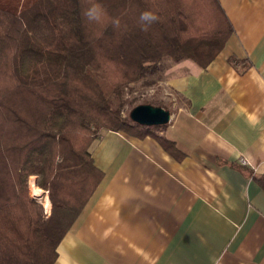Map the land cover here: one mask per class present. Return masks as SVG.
Returning a JSON list of instances; mask_svg holds the SVG:
<instances>
[{
    "label": "trees",
    "instance_id": "obj_1",
    "mask_svg": "<svg viewBox=\"0 0 264 264\" xmlns=\"http://www.w3.org/2000/svg\"><path fill=\"white\" fill-rule=\"evenodd\" d=\"M93 4L100 22L83 16ZM145 11L158 17L147 31ZM231 32L219 0H0V264L54 263L103 177L93 139L162 126L132 121L136 98L126 90L156 84L168 59L206 67ZM31 175L47 191L48 213L30 195Z\"/></svg>",
    "mask_w": 264,
    "mask_h": 264
},
{
    "label": "crops",
    "instance_id": "obj_2",
    "mask_svg": "<svg viewBox=\"0 0 264 264\" xmlns=\"http://www.w3.org/2000/svg\"><path fill=\"white\" fill-rule=\"evenodd\" d=\"M219 2L232 32L213 60L165 61L170 121L91 142L103 177L53 264H264V0Z\"/></svg>",
    "mask_w": 264,
    "mask_h": 264
},
{
    "label": "rangeland",
    "instance_id": "obj_3",
    "mask_svg": "<svg viewBox=\"0 0 264 264\" xmlns=\"http://www.w3.org/2000/svg\"><path fill=\"white\" fill-rule=\"evenodd\" d=\"M7 1L10 2V4H11L15 0H7ZM125 96H127L129 98L135 97L136 98V101H135L136 104L141 103L142 100L150 101L152 103L161 104V105L165 106L167 109H169L170 112L176 108L177 101H178L177 94L167 93V91L164 89L163 84L161 83L160 80H158V82H156V84L149 86V87H143V86H140L139 84H136L135 86L126 90ZM126 108H128V104H125V106L123 107V110H125ZM158 126H160V125H158ZM28 185H29L30 195L32 197L36 198L37 201L41 202L44 205V209H46V208L49 209V206L48 207L45 206L42 196H40V197L36 196L35 195L36 191L33 190V185H36L37 187H39L37 185V176L36 175L29 176ZM40 189H42V188H40ZM43 194H45V196H46V192H42V195Z\"/></svg>",
    "mask_w": 264,
    "mask_h": 264
},
{
    "label": "water",
    "instance_id": "obj_4",
    "mask_svg": "<svg viewBox=\"0 0 264 264\" xmlns=\"http://www.w3.org/2000/svg\"><path fill=\"white\" fill-rule=\"evenodd\" d=\"M129 117L138 124L156 126L168 123L171 119V112L159 105L139 103L131 108Z\"/></svg>",
    "mask_w": 264,
    "mask_h": 264
},
{
    "label": "clouds",
    "instance_id": "obj_5",
    "mask_svg": "<svg viewBox=\"0 0 264 264\" xmlns=\"http://www.w3.org/2000/svg\"><path fill=\"white\" fill-rule=\"evenodd\" d=\"M104 15L103 9L101 5L99 4H93L90 7H88L83 12V16L89 21V22H100L102 19V16ZM158 20V17L149 11L142 12L140 15V21L144 25L143 30L147 31L148 26L151 23H154ZM119 20L114 21V25L116 27H119ZM217 264H219V261H217Z\"/></svg>",
    "mask_w": 264,
    "mask_h": 264
},
{
    "label": "bare ground",
    "instance_id": "obj_6",
    "mask_svg": "<svg viewBox=\"0 0 264 264\" xmlns=\"http://www.w3.org/2000/svg\"><path fill=\"white\" fill-rule=\"evenodd\" d=\"M31 183V182H30ZM33 190L34 191H36L35 192V195L36 196H42V198H43V200H44V204H45V206H49V201H48V199H47V197L45 196V194H43L42 195V192H45V191H43L42 189H40L39 187H37L36 185H33ZM40 192V193H39Z\"/></svg>",
    "mask_w": 264,
    "mask_h": 264
},
{
    "label": "built area",
    "instance_id": "obj_7",
    "mask_svg": "<svg viewBox=\"0 0 264 264\" xmlns=\"http://www.w3.org/2000/svg\"><path fill=\"white\" fill-rule=\"evenodd\" d=\"M243 162H245L244 160H242Z\"/></svg>",
    "mask_w": 264,
    "mask_h": 264
}]
</instances>
